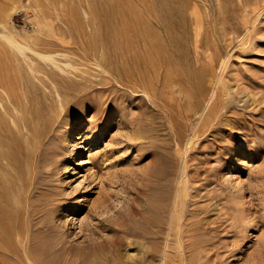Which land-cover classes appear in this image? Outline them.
<instances>
[{"label":"rangeland","instance_id":"obj_1","mask_svg":"<svg viewBox=\"0 0 264 264\" xmlns=\"http://www.w3.org/2000/svg\"><path fill=\"white\" fill-rule=\"evenodd\" d=\"M121 5L138 10L118 22L125 36L149 37L162 49L152 102L120 83L114 85L125 94L102 83L94 60L74 44L82 34L87 41L105 38L113 19L106 11ZM142 5L159 7L161 28L140 22ZM46 20L55 34L32 47L55 62L32 51L24 57L1 36L32 38ZM115 55L110 60L120 66ZM0 61L17 79L18 117L33 130L24 136L1 116L5 150L30 147L39 160L35 185L28 194L24 188L31 208L22 198L14 206L22 237L8 252L19 256L0 253V264H33L25 247L44 250L57 264L70 257L69 246L85 249L87 264H184L189 257L196 264L190 239L208 241L209 264H264V0H0ZM219 76L221 90L212 98ZM51 80L74 88L64 92L66 108L52 97ZM89 86L95 94L86 100L80 91ZM23 167L10 177L28 185L32 172ZM237 202L248 219L236 217Z\"/></svg>","mask_w":264,"mask_h":264},{"label":"bare ground","instance_id":"obj_2","mask_svg":"<svg viewBox=\"0 0 264 264\" xmlns=\"http://www.w3.org/2000/svg\"><path fill=\"white\" fill-rule=\"evenodd\" d=\"M114 6L110 7L106 11L107 16L109 18L113 16V19L112 21H110L111 23H109V27H107L105 32L101 35L103 36L104 34L108 33V35L105 36V38H100V39L92 38L89 41H87L84 34H82L74 42V44L77 47H82L83 51L87 54V56L94 60L93 64L97 66L98 68L97 72L99 74H102V83L104 82L106 85H109L110 88L114 87L117 89V91L120 90L121 93L125 94L126 91L124 89H119L114 85L115 82L120 83L125 88H130L135 92L143 93V97H142L143 102H146L147 99L152 102L158 96L155 93L156 92L155 86L160 80V75H161L160 73L163 67V58H162L163 56L161 52L162 49L158 44L155 43V40L149 37L144 38L143 36H141L138 38V36H136L133 39H131L130 37L125 36L126 34H124L123 28L118 27V22L125 24L128 20H130V12L132 11L134 14H136L138 13V10L132 5H129V7L126 5L125 6L121 5L118 8H115ZM142 8L145 13L146 19L140 22L145 24L146 28H149V26H152L151 24H154L155 26L159 28L163 26L165 15L160 11L158 6L154 7L151 5H142ZM85 14L87 15L86 10H85ZM139 16H141V14ZM114 23L116 24V27L111 28L113 27ZM88 24L89 26H91V24L94 25L95 22L93 21V23H88ZM127 25L128 24L123 25V27L125 28ZM114 29H118L119 32L116 33ZM129 29L130 27L128 28V30ZM91 30H92V26H91ZM55 32H56V28L54 24L46 20V23H44V28L42 26V28L38 31L37 36H34L32 38H25L24 40L19 41L11 34H2L1 36L11 47L17 50L24 57H26L25 56L26 51H32L38 56H40L45 61L55 62V58L53 54L46 53V52L42 53V52L35 50V48L32 47V46H36L39 43H41L43 39H47L48 37L49 39H47V41L52 39L51 37L55 34ZM134 33H138V32L135 31ZM66 47H70V45ZM140 51L143 54V62H141V59H140V55H139ZM112 55H115L117 57L119 56L118 59L122 60L120 61L122 62L120 66L113 65L114 63L111 62L110 60ZM143 63L145 64V71H142L141 67L139 68L141 64L144 65ZM214 63H215V59L213 57H210L209 66L213 67ZM68 65L74 66L70 63H68ZM225 65L226 66L228 65V63L226 64V61L223 62L222 67L223 66L226 67ZM3 69L4 67L0 61V120H2L1 116H3L4 114L8 115L9 123L11 125L17 126L19 131L24 133V136H25L26 131L30 133L29 131H33V130H32V126H29V123L25 122L24 118L18 117L19 103L15 99V96H14L15 89L13 88L14 80L16 81L17 79H15L16 77L10 71H7L5 69L3 71ZM30 69L33 73H36V70L34 68L30 67ZM47 78L50 79V77L48 76ZM39 80L42 83H44V80H42L41 78ZM51 82L53 81L51 80ZM222 82H223L222 78L219 76V78L215 81L216 87L214 89L212 98L216 96L218 90H221V88L219 89V85H221ZM53 83H54L55 89L51 90L52 97L56 100V102L58 103V106L61 109L66 108L65 106L67 104H64V96H65L64 92L66 90L72 91L74 90V88L68 87L66 90H62L58 86V84H56L55 82ZM18 84L20 85L19 81H18ZM81 91H80L81 93L80 97H83V99H86V100H89L95 94L91 86L85 87ZM217 97H218V94H217ZM26 101L28 102L29 99L27 98ZM99 104L100 106L98 107L100 108V110H102L104 108L105 101L103 99H100ZM218 106H219L218 101H216L212 105L209 114L212 115V113L215 112ZM98 110L96 109L95 111L96 115L99 113ZM1 125L4 127V129H6L2 121H1ZM199 127L196 130L195 134L200 133L202 131V128H201L202 126H199ZM15 128L16 127H14V131L16 130ZM8 131H12V129ZM19 131H17V133ZM27 136L30 137V134H28ZM15 138L16 136L13 139H11L12 144L13 142L16 143L14 141ZM5 146L6 145L3 143V139L0 137V253L4 252L3 256H6L8 254L10 255L13 254L15 255V257H17L19 256L18 252H16L17 254L15 252L11 253V251L8 252V247L11 244H13L16 240L17 241L21 240L20 238L22 237L20 230L16 229L19 226L17 224L18 223L17 222L18 212L15 211L14 206L16 207L21 204L22 202L21 198L25 200L26 195L29 192V189H27L28 186L29 188H33V186L35 185V181L38 175L37 174L38 172L37 163L39 162V160L36 155H33L31 153L30 147H27L28 152L24 153L26 150L25 151L20 150L22 152L20 151L18 152L16 149L17 148L16 146H14L16 147L14 149L13 147H11V150L7 148L9 149V152H8V150L7 151L5 150ZM26 165H27L26 168L28 169V171L30 169V172H32L31 180L29 184L27 185L25 183L26 185H24V183L22 182L23 180H20L19 182H16L18 179L16 180L13 179L15 182L11 180L10 176L12 175V173L10 172H13L11 170L13 169L14 171H17L16 170L17 168L20 171H22L24 168L23 166H26ZM13 175H14L13 178H15L16 177L15 175L17 174L13 173ZM20 175L22 176V174ZM24 175L25 173L23 174V177L25 179L26 175L25 176ZM24 188L28 190V191L26 190L27 194H24L25 192ZM29 197H30V194H29ZM241 197L240 199L243 198ZM244 200L245 199H243L242 201ZM25 201L28 202V200H25ZM184 202H185L184 193L179 192L178 197L176 199V208H178L180 213H182L183 211L182 208L184 207L183 206ZM26 207L31 208V205L29 202ZM235 208H236L235 210L236 217H240V219L241 218L248 219L250 217L251 215L250 213L247 212V215H246L247 209L245 210L243 203L237 202L235 205ZM194 224L195 223H193L192 225L190 224L192 230L196 229ZM180 228L182 229V222L180 223ZM182 240L183 238H182V232H181V236L179 237V242H180V246L183 248L184 245H183ZM91 244L90 243L89 245L86 244V247L84 248L91 247ZM205 244L194 243L192 239H190V247H189L190 253H191V256L195 257L194 262H196V264H209L210 263L209 261L211 259H210L209 248L207 246L208 244L206 245ZM72 251H73L72 246H69L66 249L65 255H70V257L66 256L63 259L58 260L57 264H87L89 263V259L84 256L85 249L81 251H77V252L76 251L72 252ZM23 253L26 254L29 259L33 255V258L35 261L33 262V264H56L55 260L47 261L45 259L44 250L35 248L34 250H32V253H31L30 250L27 249V247H25V250ZM58 255H60V253ZM185 261L187 262L185 263ZM189 261H191L190 257L186 258L183 261V263L189 264L192 262V261L191 262ZM213 262L215 263V261ZM163 264H165V261H163Z\"/></svg>","mask_w":264,"mask_h":264}]
</instances>
